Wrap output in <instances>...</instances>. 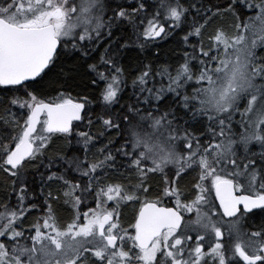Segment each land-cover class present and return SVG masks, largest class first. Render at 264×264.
Listing matches in <instances>:
<instances>
[{
	"label": "snow or ice",
	"instance_id": "1",
	"mask_svg": "<svg viewBox=\"0 0 264 264\" xmlns=\"http://www.w3.org/2000/svg\"><path fill=\"white\" fill-rule=\"evenodd\" d=\"M0 175V264H264V0H0Z\"/></svg>",
	"mask_w": 264,
	"mask_h": 264
},
{
	"label": "trees",
	"instance_id": "2",
	"mask_svg": "<svg viewBox=\"0 0 264 264\" xmlns=\"http://www.w3.org/2000/svg\"><path fill=\"white\" fill-rule=\"evenodd\" d=\"M175 47V45L174 44H167V49H172V48H174ZM94 103V105L97 103L96 101H94L93 102ZM71 151V150H70ZM3 177H2V175H0V179H2ZM34 187H38V184H36V185H34ZM124 217H125V219L127 220V219H130L131 218V211H128V212H125L124 213Z\"/></svg>",
	"mask_w": 264,
	"mask_h": 264
}]
</instances>
